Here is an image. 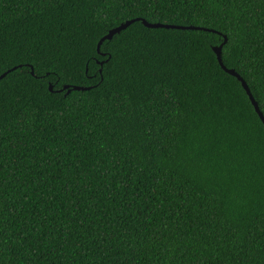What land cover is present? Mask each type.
Listing matches in <instances>:
<instances>
[{"label": "trees", "instance_id": "obj_1", "mask_svg": "<svg viewBox=\"0 0 264 264\" xmlns=\"http://www.w3.org/2000/svg\"><path fill=\"white\" fill-rule=\"evenodd\" d=\"M244 7L251 14L245 17V30L226 20L221 35L215 34L218 26L214 25L208 32L200 33L206 37L202 47L193 42L182 55L194 60L204 50L211 52L212 47L223 43V36L228 33L231 53L226 51L229 44H224L221 60L246 83L264 115V4L260 0H246ZM76 19L85 24L96 19L83 0H58L52 7L41 0H0V36L12 44L23 40L32 43L43 36L42 32L37 35L39 28L47 26L54 34L56 27ZM124 20L123 16L112 18L100 35H106ZM124 31L127 29L111 40H104V45L116 41ZM212 56L215 57L214 52ZM191 67L190 64L161 65L162 70L172 74V80L158 86V100L144 104V131L136 129L139 139L127 150L118 142L120 133H113V126L120 124L116 115L110 114L112 124L87 119L96 112L94 106L88 110L92 100L89 90H71L68 94L64 90L59 96L53 95L65 83L63 80L51 93L45 90L54 104L60 101L63 105L59 111L56 108L47 112L26 110L23 117L6 112L0 123V158L5 164L0 169V179L8 201L6 207H15L17 215L3 217L8 243L0 264H115L117 257L120 264L125 259L130 264H264V133L254 126L252 118L257 114L240 83L213 59L212 66L201 69L203 87L210 86L212 95L201 94L200 104L192 105L187 113L189 127H177L171 132L161 128L170 111L169 103L182 97L183 82L178 77ZM7 68V64L0 66V73ZM92 68L90 64L89 69ZM26 70L17 68L4 79L14 84L19 72ZM48 79L54 82V78ZM90 84L92 81L82 80L67 86ZM39 85L44 89L45 82L40 81ZM144 87L152 85L145 82ZM165 89L170 94L168 101L164 99ZM132 102L139 104L140 100L133 97ZM77 106L82 115L73 119ZM149 126L159 129L161 143L168 139V151L161 153L155 144L151 151L145 150L151 139ZM125 176L129 178L128 200L163 188L165 203L161 206L171 207L173 214L156 216L153 220L145 211L138 219L134 215L137 207L126 210L125 219L134 225L133 231L141 230L143 239L136 237L134 243L132 235L121 238L113 231L111 240L101 245L109 249L102 258L94 254L97 246L90 242V235L99 237L101 231L108 235L109 226L115 221L112 213L106 211L110 205L103 197L104 186ZM24 177L31 183H23ZM86 184L91 187L76 190ZM66 189L80 198L79 215L71 208L57 207L60 203L57 194L63 196ZM115 191L118 195L120 189ZM95 192L100 194H92ZM101 213L108 215L107 222ZM89 224L92 230L89 236H84ZM176 224L188 233L183 237L182 247L193 238L199 239V244L187 254L176 250L177 244L169 232V228L175 232ZM30 227L40 236L39 260L31 256L32 241L20 246V234ZM144 227L149 231L144 232ZM77 230L89 242L91 250L87 255L77 251L79 236L66 234ZM153 234L160 243L153 242ZM140 244L143 248L138 250Z\"/></svg>", "mask_w": 264, "mask_h": 264}, {"label": "snow or ice", "instance_id": "obj_2", "mask_svg": "<svg viewBox=\"0 0 264 264\" xmlns=\"http://www.w3.org/2000/svg\"><path fill=\"white\" fill-rule=\"evenodd\" d=\"M27 2V0H25ZM48 7L57 5L58 0H41ZM91 12L95 13V20H89L87 24L83 20L76 19L74 22H64L52 30L43 26L38 29L37 35L41 32L43 36L39 40L29 43L27 40L12 44L6 42L0 36V66L8 65V68L0 73V123L6 112L11 111L15 115L23 117L25 111L31 112L41 111L47 112L51 108H56L58 111L63 108L60 101L53 103L51 97L45 94L48 93L49 85L53 89L56 84H61L60 88L53 94L59 96L64 92L65 87L70 82L89 80L92 84L85 87L92 93L91 104L88 107L90 111L94 106L96 112L92 116L87 117L89 121L93 118L97 123L107 122L112 124V116L118 117L119 126H113V133L119 132L118 142L125 146L126 150L132 143L138 141L136 129L144 131L143 125V106L144 104L158 100L160 91L159 85H162L172 80V74L162 70L161 65L169 66H184L192 65L178 77L183 82V94L180 99L169 103V113L166 116L165 122L161 124V128H167L169 132L177 127L188 128L190 121L187 119V113L192 110L193 104H200L199 97L201 94L211 97L212 89L203 87V76L201 69H207L212 66L213 59L220 61L219 68L227 71L221 60L220 52H211L204 50L194 60L188 59L182 55L184 50L191 46L193 42L197 47H202V42L206 37L200 33L208 32L214 25L218 26L216 35H221L224 31V22L227 20L234 24L240 30H245L247 20L245 17H250L246 7V0H83ZM264 4V0H260ZM120 16L125 18L117 33L124 31L122 36L109 45H104V40H111V36H102L101 32L105 31V24L110 23L112 18L118 19ZM108 17L109 19H105ZM150 20V22H145ZM137 21H140L137 24ZM41 24L43 22L41 21ZM133 25H136L133 27ZM118 29V28H117ZM163 29V31H158ZM226 38V39H225ZM241 44L243 43L241 39ZM229 44V49L226 51L231 53L232 44L231 37L228 33L223 36V43ZM101 45H104L102 50ZM210 47V45H209ZM215 53L213 58L212 53ZM227 58V57H225ZM93 65L92 70L89 65ZM55 65V66H54ZM17 68L27 69L21 71L18 77L14 78L15 83L9 84L5 81V76H10L16 72ZM194 69V70H193ZM54 78V82L48 78ZM28 78V79H25ZM44 81V89H41L39 82ZM145 82L152 87L145 88ZM71 92V89H68ZM164 96L165 101H168L170 94L167 90ZM137 97L140 100L139 104H134L132 98ZM195 97V99H194ZM69 115L72 112L69 111ZM82 113L79 107H76V115L73 119H79ZM105 119H101V118ZM67 120V117L64 118ZM254 126L264 133V115L259 113L252 118ZM258 120L259 124H255ZM151 135L150 141L147 143L146 151H151L155 144L160 152L163 153L170 149L168 139L165 138L163 143L160 142L159 129L153 130L151 126L147 129ZM151 155L149 156V164H151ZM5 166L2 158H0V169ZM21 182L18 180V183ZM23 183H31L27 177L23 178ZM129 178L125 176L119 182H114L112 185L104 186L103 197L110 205L106 209L112 213V218L115 221L109 226L108 235L105 236L101 231L99 237L90 235V242L96 244L97 251L95 255L106 257L109 249L101 247L105 241L111 240V233L117 232L123 238L125 235H132L133 242H136V237L141 236V230L134 225H130L124 217V212L131 207H137V212L134 215L139 219L143 217L145 211L149 212L153 217L164 216L170 217L173 214L171 207L163 208L161 205L165 203L163 188L154 189L149 192L138 194L134 200H128ZM84 187L90 188L91 185L86 184L78 187L77 191H83ZM115 189H120L117 195ZM174 190V189H173ZM99 195V192L92 193ZM58 208L68 207L73 210L76 215L80 214L81 202L75 192L65 190V194L60 196ZM23 199V196H21ZM7 197L3 195V180L0 179V261L3 260L5 245L8 240L5 239V224L3 217L5 214L16 216L15 207L8 205ZM95 207V204L92 205ZM85 211L87 208L85 207ZM37 215H39L37 213ZM104 220L107 222L109 217L105 213H101ZM83 223V220L81 221ZM143 226V220H141ZM167 227V225H165ZM175 232L169 228L172 234V239L177 244V251H183L187 254L194 246L199 244L198 238H193L185 245L183 237L188 235L186 230L181 228V225H175ZM92 230V225L84 231V236H89ZM144 232H148V228H143ZM72 236H79V231L66 233ZM39 234H34L30 227L20 234V246L23 247L27 241H32L31 256H35L37 260L42 255V252L37 250L39 247ZM153 242L160 243L159 238L153 234ZM88 241L84 240L83 236H79L77 243V251L83 255H87L90 251ZM143 245L138 246V250L142 249ZM8 251H12L11 248ZM131 252V248H129ZM115 255V253H113ZM115 264H120V258L117 257ZM124 264H130L125 259Z\"/></svg>", "mask_w": 264, "mask_h": 264}, {"label": "water", "instance_id": "obj_3", "mask_svg": "<svg viewBox=\"0 0 264 264\" xmlns=\"http://www.w3.org/2000/svg\"><path fill=\"white\" fill-rule=\"evenodd\" d=\"M141 22H142V23H146V21H145V22L141 21ZM119 26H120V24H119L117 27L110 29V30L107 32V34L104 35V36L109 35V36H111V38H112V36H114L115 34H118L117 31H119ZM124 26H125V25H121L120 28H123ZM117 28H118V29H117ZM105 40H108V39H105ZM212 48H213V51H214V52L219 53V52L221 51V47H220V45H219V46H216V47H212ZM214 54H215V53H214ZM217 62H218V64L220 63V61H217ZM225 68H226V67H225ZM226 69H227V68H226ZM223 71H224V70H223ZM224 72L227 73V74H229L230 76H233L234 78H236V80L240 83V85H241V87L243 88V90L245 91V93H246V95H247V97H248V99H249V102L251 103V105H252V107H253L255 113L257 114V110H259V109H258V106H257V103L254 101L252 95L250 94V91H249V89H248L246 83H245V82L242 80V78H241L238 74H236L232 69H227V71H224ZM68 89H71V90H73V91H85V90H88L86 87L72 86L71 88H68V86H66V87H65L66 94L69 93ZM51 90H52V89H51V85H49V91H51ZM259 113L261 114L260 110H259ZM261 115H262V114H261Z\"/></svg>", "mask_w": 264, "mask_h": 264}]
</instances>
